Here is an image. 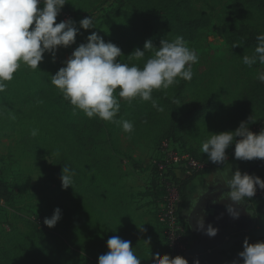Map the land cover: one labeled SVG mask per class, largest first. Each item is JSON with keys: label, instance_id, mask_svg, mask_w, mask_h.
I'll list each match as a JSON object with an SVG mask.
<instances>
[{"label": "rangeland", "instance_id": "1", "mask_svg": "<svg viewBox=\"0 0 264 264\" xmlns=\"http://www.w3.org/2000/svg\"><path fill=\"white\" fill-rule=\"evenodd\" d=\"M193 3L211 16V23L195 39L187 42L198 54V62L192 65L196 85L185 92L183 98H176L174 90L180 78L168 89L162 88L160 96L154 89L152 98L162 111L154 108L152 101H144L139 97L128 104H122L123 98H119L121 107L114 118L117 122L108 121L100 133L101 142L97 150L112 158L116 181L112 190L127 203L128 214L135 228L137 209H134V204L137 202L134 198L151 188L158 192L148 161L165 137L174 136L186 143L198 154L201 163L206 165L207 154L201 151L203 142L215 133L222 132L229 124L239 126L241 121L252 116L255 124L250 126L251 130L259 133L264 129V112L255 108L243 109L240 101L243 90L251 81L258 80L264 86V81L257 79V74L264 72V65L259 60L251 67L245 65L244 55L227 41V34H247L259 27L260 16L254 11H235L234 0H193ZM63 7L80 28L75 43L67 48L59 47L55 62L50 53H45L40 68L36 70L21 64L13 79L5 82V90L0 91V180L7 184L11 193L10 200L0 203V240L3 234L13 228L26 232L24 220L32 219L39 227L44 226L52 231L60 242L65 219L62 217L54 227L44 224L45 217L50 218L57 207L62 214L64 210H72L73 214L83 210L84 232L97 228V236L106 244L110 237L118 236L122 226L115 219V204L101 191L106 186L104 177L96 175L90 168L83 171L84 184L98 181L99 192H85L82 207L73 200V193L63 197L58 188L59 172L54 166V159L55 150L61 147L62 141L58 138L61 129L54 114L60 112L63 119L72 124H82L88 117L82 111L74 110L70 101L51 83L52 75L64 66V61L79 44L87 42L92 32H98L106 42L109 41L115 16L122 8L117 10V0H68ZM90 16L94 28L85 30L80 27L79 21ZM206 98L213 100L211 110L204 111V115L197 116L191 122L179 118V114H185ZM123 120L134 124L131 133L123 131L119 123ZM33 129L37 130L35 136L32 135ZM234 147L227 154L228 160L224 165L213 164L209 169L242 163L241 166L251 169V175L264 178V160H237ZM130 156L139 165H134L129 160ZM248 199L246 202H249ZM253 199L255 202L249 204L256 222V215L264 216V195H255ZM163 226L164 223L162 232ZM71 232L76 239L77 233L73 228ZM155 237L156 240L150 236L145 239L160 243L161 255L170 254L164 235ZM96 253V250L83 246L72 252L74 264H98L93 259Z\"/></svg>", "mask_w": 264, "mask_h": 264}, {"label": "clouds", "instance_id": "2", "mask_svg": "<svg viewBox=\"0 0 264 264\" xmlns=\"http://www.w3.org/2000/svg\"><path fill=\"white\" fill-rule=\"evenodd\" d=\"M67 2L0 0V91L5 90V82L13 79L21 64L36 70L40 68L45 53H50L55 62L59 47L67 48L75 43L80 31L76 21L69 18L57 22ZM79 25L85 30L94 28L91 16L81 19ZM256 39L258 45L252 56H243V63L249 67L257 60L264 65V33L258 34ZM152 48L153 42L149 39L145 41L143 50L137 47L131 55L139 59ZM121 54L119 46L111 41L106 42L98 32H92L87 42L79 44L64 61V66L52 75L51 83L70 101L74 110L82 111L88 118L99 117L104 121L117 122L114 118L121 107L114 95L117 89L119 97L128 102L139 97L152 101V106L162 111L152 98L153 90L168 89L177 78L190 81L193 77L192 65L198 62L196 50L188 46L183 36H177L172 41L162 39L158 50L143 67L129 66L118 60ZM257 79L264 81V72L258 73ZM254 122L250 116L241 121L235 130L215 133L203 142L201 151L207 154L211 163L224 165L228 160L226 150L235 142L234 156L237 160H264V129L259 133L253 132L250 124ZM119 123L125 133L134 130L131 121ZM36 134L37 130L33 129L32 135ZM61 181L64 189L73 186L70 169L62 168ZM221 184L227 189L221 192V200L229 201L226 209L234 219L240 216L238 205L243 206L246 198H253L258 188L264 190V179L242 173L239 169L232 171L230 176L222 177ZM61 218V209L57 207L50 218L45 217L44 224L54 227ZM196 227L210 237L218 232L212 224L205 229L204 218L196 220ZM107 247L109 251L98 257V264H141L130 240L112 236L107 240ZM152 256L154 264H189L183 255L172 257L157 252ZM194 264H201L200 259L196 258ZM230 264H264V240L250 243L246 238L243 250Z\"/></svg>", "mask_w": 264, "mask_h": 264}, {"label": "trees", "instance_id": "3", "mask_svg": "<svg viewBox=\"0 0 264 264\" xmlns=\"http://www.w3.org/2000/svg\"><path fill=\"white\" fill-rule=\"evenodd\" d=\"M119 3V11L115 18V22L111 28V36L109 41L115 43L122 50V54L117 59L129 66L137 65L143 67L144 63L152 57V54L158 50L162 39L172 41L177 36H183L185 41L195 39L201 30L211 23V16L206 11L195 7L193 0H117ZM43 5L41 4L40 7ZM234 9L237 12L254 11L260 18L259 27L250 30L247 34H227V41L242 55H252L258 45L257 35L264 33V0H234ZM116 10V11H117ZM59 22V18H57ZM151 39L153 48L145 51L142 58H136L131 55L134 50L139 47L144 49L146 40ZM247 53V54H246ZM196 85L195 78L190 81L180 79L175 84L176 98H183L185 92ZM163 89H156L155 92L160 96ZM119 89L114 95L119 101ZM241 105L243 109H260L264 112V86L258 80L251 81L243 90ZM122 104H128L123 98ZM121 103V101H119ZM213 100L206 98L202 102L195 104L185 114H179V118L185 122L194 121L197 116L204 115L206 110L212 109ZM58 121L59 130L58 138L62 141L59 149H56V157L54 166L59 172L58 188L63 197L67 194H74L73 200L76 204L83 206V194L88 191L99 192V182L95 184H84L82 178L84 169L90 168L96 175H101L105 179L106 186L101 188L107 197L115 204V214L121 219L122 226L119 229V237L124 240H130L135 255H139V247L136 243L138 240V232L132 225V220L128 214L127 203L115 193L113 187L116 185L113 175L112 158L107 153L97 150L101 142L100 133L108 121H104L99 117L87 118L82 124H72L67 119H63L60 112L54 114ZM255 124L251 123V125ZM238 126L229 124L223 131L235 130ZM177 141L182 142L174 136ZM166 138V137H165ZM238 139V138H237ZM235 142L226 150L229 154L234 147ZM187 146V145H186ZM193 155L201 162L198 154L189 147ZM129 160L134 165H139L133 157ZM205 166L197 170L192 176L178 180L179 191L182 197L180 210L188 197V186L190 182L200 174H204L209 168L213 167L210 161L205 162ZM70 169L72 174L73 186L67 189L62 187L61 175L62 168ZM161 198L163 192L158 188ZM10 191L5 182L0 180V198L10 200ZM252 205L255 200L248 199ZM257 202L260 200L256 199ZM260 204V203H259ZM83 210H78L73 214L72 210H64L63 220L65 222L62 228L63 239L57 241V236L44 226L39 225L32 219H25L24 224L27 227L26 232L13 228L10 232L2 235L0 240V264H74L72 252L81 249H93L98 253L93 255V259L98 263V257L108 252L106 242L98 237V229L84 232L82 227ZM256 223L247 235L250 243L262 241L264 239V216L256 215ZM96 224V223H95ZM71 228L77 233V238L72 236ZM59 237V236H58ZM68 244V246H67ZM101 253V254H100ZM100 254V255H99Z\"/></svg>", "mask_w": 264, "mask_h": 264}, {"label": "crops", "instance_id": "4", "mask_svg": "<svg viewBox=\"0 0 264 264\" xmlns=\"http://www.w3.org/2000/svg\"><path fill=\"white\" fill-rule=\"evenodd\" d=\"M241 165L242 163H237L228 166L227 168L221 166L209 169L204 174L197 175L190 182L188 186V197L182 206L181 215L187 223L191 244H194L200 235L196 233L190 225L191 217L193 218V225L196 229V220L204 218L205 229L208 224H212L218 229L217 234L221 229L235 225L244 227L245 230L241 232H244L247 236L255 225L254 211L250 208L249 202H246L243 206H237L240 211V216L239 218L234 219L226 209V205L229 201L221 200V192L227 190L221 184L222 177L230 176L232 171L235 172L237 169L242 173L243 171L249 174L251 173L250 168L246 169L244 165ZM134 199V201L137 202L134 204V209H137V226L135 229L138 232V240L136 242L139 247L138 257L141 260V264H154L152 254L157 252L161 253L162 250L159 248L160 243L155 244L154 239L147 240L145 237L150 236V238H155L156 240L155 236L158 237V235L163 234V221L160 217L162 198L158 192H155L151 188L148 189L146 193H139ZM115 219L119 225L122 223L121 219L116 214ZM206 237L210 236L206 235Z\"/></svg>", "mask_w": 264, "mask_h": 264}, {"label": "built area", "instance_id": "5", "mask_svg": "<svg viewBox=\"0 0 264 264\" xmlns=\"http://www.w3.org/2000/svg\"><path fill=\"white\" fill-rule=\"evenodd\" d=\"M70 17V12L63 7L57 18L66 20ZM262 126L264 127V124ZM148 165L151 167L157 188L163 192L160 217L164 223L163 235L170 255H183L186 258V252L192 244L187 223L181 215L182 197L178 180L192 176L205 165L193 155L188 146L172 137L161 141ZM256 195H264V190L258 188ZM3 201L0 198V203Z\"/></svg>", "mask_w": 264, "mask_h": 264}, {"label": "water", "instance_id": "6", "mask_svg": "<svg viewBox=\"0 0 264 264\" xmlns=\"http://www.w3.org/2000/svg\"><path fill=\"white\" fill-rule=\"evenodd\" d=\"M193 230L200 234L194 244L186 252V259L189 264H194V260L199 258L201 264H230L238 257V254H231L236 250L238 242L244 241V227L228 226L220 230L214 237H206L205 231H198L193 225V218L190 219ZM236 233H239L236 235ZM239 236V238H237Z\"/></svg>", "mask_w": 264, "mask_h": 264}, {"label": "flooded vegetation", "instance_id": "7", "mask_svg": "<svg viewBox=\"0 0 264 264\" xmlns=\"http://www.w3.org/2000/svg\"><path fill=\"white\" fill-rule=\"evenodd\" d=\"M237 234H239V233H236V235ZM246 235L244 234V240L246 239ZM237 238H239V236H237ZM244 242V241H243ZM236 247V250L235 251H233V253H231L232 255L233 254H238L240 251H242L243 250V243H240V242H238V244L235 246Z\"/></svg>", "mask_w": 264, "mask_h": 264}]
</instances>
